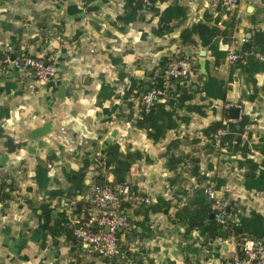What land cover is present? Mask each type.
<instances>
[{"label":"crops","instance_id":"1","mask_svg":"<svg viewBox=\"0 0 264 264\" xmlns=\"http://www.w3.org/2000/svg\"><path fill=\"white\" fill-rule=\"evenodd\" d=\"M204 1H157L133 15L128 0H0V264H231L240 256L237 241L242 237L237 240L226 227V236L210 240L199 229L185 233V223L175 218L184 206L197 208L193 195L211 201L193 186L207 182L204 171L210 172L222 198L237 210L244 207V216L256 212L264 217V180H258L264 179V68L249 75L253 63L230 64L225 57L216 63L199 42L180 43L181 28L204 21ZM175 2L185 9V17L160 25L162 10ZM232 17L236 26L227 36L230 42L220 36V49L233 44L250 54L254 37L264 35V0H239L236 7L221 10L219 27L225 29ZM11 55L51 56L57 73L44 83L22 80L11 66ZM182 55L191 58L196 70L186 81L165 83L161 71ZM201 73L218 78L222 92L206 97L199 83L176 111L188 122L179 121L157 142L133 124L146 86L190 92ZM132 79L137 83L133 89ZM226 103L242 105L239 121L229 120ZM187 105H203L205 114ZM215 121L227 138L221 150L203 133ZM237 138L238 147L247 152L227 153L228 141ZM175 139L178 149L168 150ZM112 143L122 152L141 153L126 180L149 202L123 206L130 228L118 237L126 257L109 261L88 253L83 242L73 239V229L100 214L91 201V185L96 175L113 180L103 165L104 150ZM171 152H180L177 168L167 165ZM86 160L90 165L84 168ZM38 163L46 168L43 188L35 180ZM82 172L88 185L82 194L73 199L57 194L49 200L46 211L66 221L42 248L41 240L32 238L43 218L39 205L49 190L70 189L75 173ZM214 176L220 178V189ZM246 181L252 186L246 187ZM4 192L9 193L6 199ZM54 247L57 251L48 254Z\"/></svg>","mask_w":264,"mask_h":264},{"label":"trees","instance_id":"2","mask_svg":"<svg viewBox=\"0 0 264 264\" xmlns=\"http://www.w3.org/2000/svg\"><path fill=\"white\" fill-rule=\"evenodd\" d=\"M157 1L164 0H151V4L154 5ZM142 0H128V6H130V13L135 15L138 9L142 7ZM152 5L148 6L150 8ZM224 9H217L216 13L213 14L212 11L208 10L207 15H205L204 21H198L191 23L183 28H181L179 33L180 43L190 42L197 43L199 42L201 46L209 50L212 56L215 58V62L219 63L224 59L226 53V47L224 50L220 49V36L223 37V40L226 42H230L227 39V36H230L231 31L236 26V21L232 17L229 19L227 23H225V29H221L219 27L220 23V11ZM185 9L178 4L177 2L168 5L164 8L160 14L159 23L160 25H164L165 23L171 22L172 20H180L185 17ZM129 12H126V19H129ZM161 29H165V27H161ZM168 29H172V26L168 27ZM160 30V31H162ZM253 49L257 46L264 48V35H258V37H254L252 43L250 44ZM250 47V48H251ZM261 52L264 53V50ZM242 60L248 61L250 64L254 65L251 69L247 71L249 75L252 72L258 71L261 68H264V58L262 60L257 59L254 54H244L242 58L237 62L241 63ZM256 61H259L256 62ZM193 68H197L195 64H193ZM189 76V75H188ZM185 76L171 79V82L174 81H186ZM197 80L199 81L192 83L195 85V89H189L188 91H182V88L179 87L175 91L168 90V96L165 102H156L154 106L148 112H144L141 106L140 116L133 119V124L138 128H144L147 132V136L152 139L154 142L159 141L161 138L165 136V132L168 129L174 128L178 125L179 121L188 122L189 118L186 116H178L176 111L179 108L184 107L186 101L192 98V93L197 91V86L202 82L201 90L204 91L206 97L210 96H219L221 91V83L220 80L213 75H208V73H201L197 76ZM137 83L134 79L131 80V89L136 88ZM221 88V89H220ZM1 90V89H0ZM210 95V96H209ZM203 105H187L186 107L190 111L197 112L200 115H204ZM220 128V122L215 121L212 122L208 127L203 130V133L212 139V135L216 132V130ZM239 131H242V128H238ZM226 136L223 137V141L226 142ZM240 143L239 138H237L234 143H227L226 150L227 153L233 154L238 150L245 151V148L238 147ZM179 144V139H175L170 142L167 146V149L177 148ZM178 149V148H177ZM209 153L213 154V147L209 145ZM180 152H171L169 153L167 165L171 168H177V166L181 163L178 154ZM167 154V153H166ZM141 153L137 150L126 152H122L119 148L118 143H112L108 145L104 150V167L106 171H109L113 174L114 178L112 181H107L105 177L101 175H96L93 179V183L99 185H111L117 182H124L130 184L126 180V175L130 169V166L140 158ZM84 168H87L90 165L88 160L83 163ZM75 177L72 179L70 189L67 191H63L61 189L57 190H49L47 195L48 197L43 200V202L39 205L41 210L42 222L39 226L33 231L32 238L35 240H41V247L45 246V240L47 236H51L53 238L57 237L59 233V229L61 228L63 222L66 221L64 216H60L59 218L54 219L51 216V212L46 211L48 206L50 205L49 200L59 194L63 195L66 198L73 199L76 195L82 194L83 187H87L84 183V173H75ZM213 179L216 180L217 186L220 189V178L214 176ZM35 180L38 183L40 188H43L46 185V168L41 167L38 163ZM258 180H264L262 178H258ZM246 187H251L249 181L245 182ZM134 191L136 188L130 185ZM9 193L4 192L3 198H8ZM47 200V201H46ZM82 200H85V196L82 197ZM192 202L196 203L198 206L194 210H188L186 206L183 207L181 211H176L175 218L177 221H182L185 223L186 229L185 233L192 231L193 229H199L202 234H207V237L212 240L218 236V231L223 226L227 228L228 233L233 235L237 240L240 239L245 234L251 235L256 238H260L264 242V217H262L259 213L252 212L250 216H244V207L242 210H237L233 207V204L229 202L226 216V223H219L215 217L211 218V213H216V208L214 209L212 206L214 205L213 201H207L203 196H195L193 195L191 198ZM86 201V200H85ZM162 201V199H160ZM126 203H123L125 207ZM48 212V213H46ZM119 235V234H118ZM115 260V259H112ZM109 260V261H112ZM70 264H76L71 262Z\"/></svg>","mask_w":264,"mask_h":264},{"label":"built area","instance_id":"3","mask_svg":"<svg viewBox=\"0 0 264 264\" xmlns=\"http://www.w3.org/2000/svg\"><path fill=\"white\" fill-rule=\"evenodd\" d=\"M144 6L148 7L151 0H142ZM239 0H205L203 5L208 10L216 13L221 8L229 10L237 6ZM243 43L249 40L242 36ZM250 54L258 59L264 58L263 52H256L253 47ZM246 54L233 44L226 47L225 59L228 63H237ZM12 66L22 80L33 78L40 83H44L53 78L57 73L56 65L51 56L33 57L24 55L11 60ZM196 68H193L192 60L187 55L173 58L162 70L164 82L171 79L188 76ZM168 90L163 86H151L141 97V106L144 112L150 111L156 102L167 98ZM238 108V117L229 119L237 122L243 114V107L237 103H226V108ZM225 135L224 127H220L212 135L213 145L221 150L226 145L223 141ZM203 175L207 182L202 185L194 184V188L200 187L208 198L213 201L216 208L215 219L221 223H226L227 209L229 201L220 195V191L210 181V172L204 171ZM91 201L100 210L99 215H91L85 222H78L73 229V237L85 244L88 253L96 254L107 260L126 257V252L119 244L118 234L120 231H127L130 228V221L122 209L123 203L135 205L147 203L149 198L139 195L128 183L117 182L111 185H99L92 183L90 192ZM1 199V193H0ZM108 227V231H106ZM237 247L241 248L240 256L235 257L231 264H264V242L260 238L245 234L237 241Z\"/></svg>","mask_w":264,"mask_h":264},{"label":"water","instance_id":"4","mask_svg":"<svg viewBox=\"0 0 264 264\" xmlns=\"http://www.w3.org/2000/svg\"><path fill=\"white\" fill-rule=\"evenodd\" d=\"M255 49V51L256 52H261V49H260V47H255L254 48ZM204 52H205V50H202V54H204ZM10 59H15V56H13V55H11L10 56ZM12 66V65H11ZM162 72V71H161ZM187 78V77H186ZM193 89H195V86H193L192 87ZM149 89V86H146L145 88H144V90H148ZM142 95H143V93H141V97H142ZM230 115H231V117L232 118H237L238 117V108L237 107H231L230 108ZM210 217L211 218H214V214L213 213H211V215H210ZM106 231H108V227H106ZM218 234H219V236L220 235H222V236H226V231L223 229V228H221V229H219V231H218ZM73 239H75L74 237H73ZM57 243V240L56 239H54L53 240V244H56ZM57 251V248L56 247H54L51 251H48V254H50L51 252H56Z\"/></svg>","mask_w":264,"mask_h":264},{"label":"rangeland","instance_id":"5","mask_svg":"<svg viewBox=\"0 0 264 264\" xmlns=\"http://www.w3.org/2000/svg\"><path fill=\"white\" fill-rule=\"evenodd\" d=\"M197 82H199V81L197 80Z\"/></svg>","mask_w":264,"mask_h":264}]
</instances>
